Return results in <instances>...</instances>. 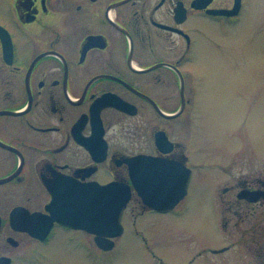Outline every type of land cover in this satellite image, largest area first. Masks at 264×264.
I'll use <instances>...</instances> for the list:
<instances>
[{
  "label": "flooded vegetation",
  "instance_id": "af4514ba",
  "mask_svg": "<svg viewBox=\"0 0 264 264\" xmlns=\"http://www.w3.org/2000/svg\"><path fill=\"white\" fill-rule=\"evenodd\" d=\"M246 3L0 0V257H22L10 248L35 237L20 222L48 212L51 189L66 188L61 180L118 181L134 197V156L191 167L185 139L203 84L192 64L198 47L213 41L208 26L240 21ZM160 131L169 151L157 145ZM243 175L219 193L226 246L264 264V173Z\"/></svg>",
  "mask_w": 264,
  "mask_h": 264
},
{
  "label": "rangeland",
  "instance_id": "374dc122",
  "mask_svg": "<svg viewBox=\"0 0 264 264\" xmlns=\"http://www.w3.org/2000/svg\"><path fill=\"white\" fill-rule=\"evenodd\" d=\"M208 31L213 41L192 64L203 84L185 139L192 176L179 204L141 211L133 197L111 250L80 230L57 227L45 242L23 235L9 251L23 254L15 264H249L238 244L213 251L231 240L221 186L264 173V0H247L239 23L219 20Z\"/></svg>",
  "mask_w": 264,
  "mask_h": 264
},
{
  "label": "water",
  "instance_id": "95a60500",
  "mask_svg": "<svg viewBox=\"0 0 264 264\" xmlns=\"http://www.w3.org/2000/svg\"><path fill=\"white\" fill-rule=\"evenodd\" d=\"M220 12V11H219ZM230 13V12H229ZM166 141V138L163 137ZM162 145V142H160ZM132 166V179L143 200L159 210H167L186 194L190 178V170L183 162L160 157L140 158ZM127 189L120 184H108L100 188L83 190L77 204L71 202L75 196L56 194L54 200L47 206L51 216L43 217L39 226L31 229L33 234L45 237L53 221L77 228H86L97 234L96 241L105 248H111L114 240L111 236L119 235L123 231L121 215L131 197L130 186ZM254 192V191H253ZM252 191L249 192L251 195ZM243 191L240 196L256 200ZM77 202V201H75Z\"/></svg>",
  "mask_w": 264,
  "mask_h": 264
}]
</instances>
